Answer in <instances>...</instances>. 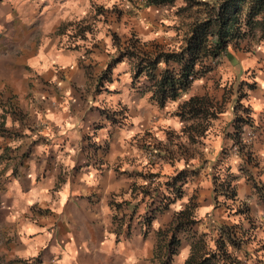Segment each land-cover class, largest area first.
Listing matches in <instances>:
<instances>
[{
	"label": "crops",
	"instance_id": "obj_1",
	"mask_svg": "<svg viewBox=\"0 0 264 264\" xmlns=\"http://www.w3.org/2000/svg\"><path fill=\"white\" fill-rule=\"evenodd\" d=\"M115 1L127 5L0 0V224L9 226V254L25 264H182L185 234L166 259L156 231L190 201L192 230L207 232L209 247L221 225L240 223L233 248L250 264L249 248L264 242V201L252 185L264 180V42L227 45L158 105L146 77L131 78V57H116L122 43L110 26L74 32L94 6ZM141 2L118 16L121 26L147 50L172 46L173 19ZM190 96L205 98L208 112L179 117ZM222 175H233L232 198L214 189Z\"/></svg>",
	"mask_w": 264,
	"mask_h": 264
},
{
	"label": "trees",
	"instance_id": "obj_2",
	"mask_svg": "<svg viewBox=\"0 0 264 264\" xmlns=\"http://www.w3.org/2000/svg\"><path fill=\"white\" fill-rule=\"evenodd\" d=\"M144 1L146 4L157 5L171 0ZM197 3L201 6L199 15L190 23L187 33L182 36L181 43L176 48L157 44L149 50L138 47L132 49L131 44V49H117V58L122 55L131 57V78L135 79L143 74L149 81L145 88L158 105L176 99L207 68L206 59L222 54L228 44H236L247 33L257 34L259 39L264 37V0H198ZM99 7L95 6L97 9ZM112 38L117 44L116 39ZM134 40L136 41L135 38ZM132 52H135L136 59H133ZM209 106L205 98L190 96L178 103L176 112L182 118L185 115L195 117L196 114L207 113ZM234 124L235 133L239 127ZM246 156L250 160L248 153ZM212 179L215 190L229 198L234 196L235 189L231 183L233 175L225 176L222 180H217L215 176ZM252 185L264 201V180L253 177ZM236 210L248 218L244 203H240ZM196 221L193 204L188 201L174 212L166 227L156 231L157 238L162 240L166 259L175 253L179 244L177 233L180 232L189 240V250L182 264H245L234 252H229L228 248L238 243L234 230V227L238 229V222L221 225L219 234L210 238L213 239V247H209L208 233L192 230ZM166 236L168 237L165 239Z\"/></svg>",
	"mask_w": 264,
	"mask_h": 264
},
{
	"label": "rangeland",
	"instance_id": "obj_3",
	"mask_svg": "<svg viewBox=\"0 0 264 264\" xmlns=\"http://www.w3.org/2000/svg\"><path fill=\"white\" fill-rule=\"evenodd\" d=\"M197 1L198 0H171L169 3H166V4H157V5H154L152 3L148 4V5H152L153 7H155L153 9H155L157 13H164V15H168L169 17L173 19L174 25L177 29L176 30L177 37L174 38L173 42L169 43L170 45H172V47L176 48L181 43L182 36L185 33H187L190 23L194 20L195 17L199 15L198 11H200L201 6H199ZM125 3H127V5H121L119 1L118 2L115 1L113 4H111L110 7H104L102 5H99L100 9H97L94 6L93 11L87 12L85 17L81 19V22H78L74 25V32L76 33V32L83 31V30H87V31L97 30V29L99 30L98 26H100V28H104V26L107 24V26L111 27L109 29L113 31L111 33V36L114 37V39H116L117 42L120 41V43H122V46H121L122 48L131 49L130 45L133 44L132 49L133 47L145 49L141 43H138L137 41L134 40V38L132 37V34H130L129 36V30H128L129 23L125 21L123 26H121L120 24V19L118 18L119 15L133 14V4H134L133 1L127 0L125 1ZM141 3L146 4L144 0H142ZM108 14L111 17L110 21L105 20L107 19L106 16ZM78 20L80 21V19ZM109 29L105 26V30H109ZM122 29L125 30L126 34L121 35L120 31ZM261 42H264V37L259 39L257 34L247 33L243 39H240L234 45L239 46V45H244L245 43L246 44L247 43L261 44ZM157 44L162 45L164 47L167 46L165 44L163 45L162 42H156L155 45ZM228 45H231V44H228ZM132 56H133V59L137 58V56L135 55V52H132ZM1 118L2 116H0V127H3V120ZM237 137H238V133L233 132V138L237 139ZM243 172L245 174H248L247 171L245 170H243ZM223 178L224 176L222 177V179ZM217 180H219V178H217ZM252 221H254V219L251 216H248L247 221H246V226L249 227V226L254 225V224H251ZM8 228L9 226L7 224H3V223L0 224V264H25V262L20 260L18 256H13L9 254L10 246L6 245L7 239L10 237ZM238 228H240L241 230L240 223L238 225ZM239 232L242 233V231H239ZM241 233L235 236L238 241L240 240V236L242 235ZM259 240L261 242L263 240V237L259 238ZM228 248L230 250L229 252L235 253L233 246H230ZM245 250L248 251V249H245ZM249 250L251 251L250 255H253L252 257L254 258V259L252 258L250 264H264V242L256 243L254 246L249 248Z\"/></svg>",
	"mask_w": 264,
	"mask_h": 264
},
{
	"label": "built area",
	"instance_id": "obj_4",
	"mask_svg": "<svg viewBox=\"0 0 264 264\" xmlns=\"http://www.w3.org/2000/svg\"><path fill=\"white\" fill-rule=\"evenodd\" d=\"M251 134H252L251 130L248 129L247 136H250ZM148 157L153 158L154 156L152 155V153H149Z\"/></svg>",
	"mask_w": 264,
	"mask_h": 264
}]
</instances>
